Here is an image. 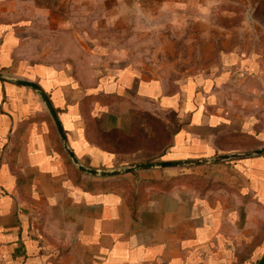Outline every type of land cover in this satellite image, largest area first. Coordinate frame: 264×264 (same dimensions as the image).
Returning a JSON list of instances; mask_svg holds the SVG:
<instances>
[{
  "label": "crops",
  "instance_id": "obj_1",
  "mask_svg": "<svg viewBox=\"0 0 264 264\" xmlns=\"http://www.w3.org/2000/svg\"><path fill=\"white\" fill-rule=\"evenodd\" d=\"M90 1L28 0L8 9L0 0V264H257L264 253V153L120 175L135 189L181 173L210 181L207 188L148 186L133 209L132 193L116 176L76 172L41 96L15 81L37 82L49 95L69 147L88 167L262 147L264 120L232 114L217 92L247 71L169 79L103 47L122 43L116 30L130 25L118 22L132 15L153 22L179 4L207 14L223 0ZM21 9L27 18H8Z\"/></svg>",
  "mask_w": 264,
  "mask_h": 264
},
{
  "label": "rangeland",
  "instance_id": "obj_2",
  "mask_svg": "<svg viewBox=\"0 0 264 264\" xmlns=\"http://www.w3.org/2000/svg\"><path fill=\"white\" fill-rule=\"evenodd\" d=\"M4 1L8 9L13 2L19 7H25L28 2ZM62 1V5L67 6L78 2L87 6L91 2ZM219 6L205 14L201 6L174 5L171 12L159 13L153 22L138 18L135 21L132 15L128 21L118 22L130 25L116 30V38L122 43L103 47H109L116 60L125 59L151 76L172 79L193 73L247 71V75L239 79L241 82L225 83L217 92L226 107H231L232 114H254L264 120V0H223ZM7 16L14 20L25 19L27 9L24 13L21 9L19 14L9 12ZM236 57L243 58L242 65L235 61ZM258 71L260 76H252ZM244 145L248 144L244 142Z\"/></svg>",
  "mask_w": 264,
  "mask_h": 264
},
{
  "label": "water",
  "instance_id": "obj_3",
  "mask_svg": "<svg viewBox=\"0 0 264 264\" xmlns=\"http://www.w3.org/2000/svg\"><path fill=\"white\" fill-rule=\"evenodd\" d=\"M15 81L17 83L32 87L41 96L42 100L44 101L57 127L59 135L64 141V147L66 151L68 152L70 158L81 171L87 174H91L94 176H115V175H122L125 173L133 172L135 170H143V169L158 168V167H168V166L201 165V164L222 162V161H227V160L234 159V158H242V157H247V156H251L255 154L264 153V146H262L259 148H255L251 151L218 154L214 156L213 158L144 162V163L132 164V165H128V166H124L120 168H115V169H99V168L88 167L80 162V160L77 158L73 150L69 147L68 142H67V135L63 128L62 122L59 118L57 110L55 109L49 95L42 89V87L37 82L25 80V79H16ZM257 264H264V253L261 256V258L258 260Z\"/></svg>",
  "mask_w": 264,
  "mask_h": 264
},
{
  "label": "trees",
  "instance_id": "obj_4",
  "mask_svg": "<svg viewBox=\"0 0 264 264\" xmlns=\"http://www.w3.org/2000/svg\"><path fill=\"white\" fill-rule=\"evenodd\" d=\"M67 155L66 151H64ZM69 162L71 163V159L68 157ZM156 161H162L160 158H157L155 160H151L148 162H156ZM76 169V172L81 174L80 169ZM137 170L130 172L133 174H136ZM123 175V174H122ZM117 182L126 185L128 187V194L132 193L130 197L134 198L133 201V209H135L140 201V198L142 197V194L146 187L148 186H157L161 188L162 190L168 191L170 189H173L176 186L179 185H191L196 186L200 188H207V184L210 183V181H207V178H205L203 175L196 174V173H181L169 180L161 179V180H143L142 184L139 186L138 189H135V187L131 184V182L128 179H120V175H115ZM137 191V192H135Z\"/></svg>",
  "mask_w": 264,
  "mask_h": 264
}]
</instances>
